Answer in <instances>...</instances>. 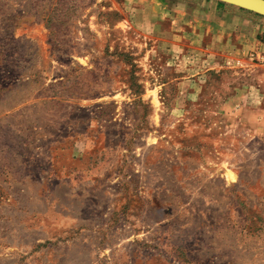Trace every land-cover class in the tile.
<instances>
[{
    "label": "rangeland",
    "instance_id": "1",
    "mask_svg": "<svg viewBox=\"0 0 264 264\" xmlns=\"http://www.w3.org/2000/svg\"><path fill=\"white\" fill-rule=\"evenodd\" d=\"M170 1L0 0V264H264V17Z\"/></svg>",
    "mask_w": 264,
    "mask_h": 264
},
{
    "label": "crops",
    "instance_id": "2",
    "mask_svg": "<svg viewBox=\"0 0 264 264\" xmlns=\"http://www.w3.org/2000/svg\"><path fill=\"white\" fill-rule=\"evenodd\" d=\"M161 1L162 3L160 4L162 5L160 6L162 7V10L164 12H159L158 14H154L155 18H153V20H154V23H156V25L155 24L154 25L155 26L160 25V27L161 26L165 27V34H168V30L170 26L174 23L173 18H172L173 14L170 12V10L172 9L170 7L171 1L170 0H161ZM193 1H196V0H193ZM205 2L206 1L204 0L203 1L198 0L197 3H195L193 9H191L192 15L194 16L195 12L201 11L202 13L200 16L201 19H198L197 21L199 23L200 22L202 23L203 21V26L207 27L205 30L207 33L211 31L216 32V33H219V32L221 33L223 32L222 30L224 29L225 30L227 29V32H229L231 27H233L232 25L236 24V21L238 20V18L235 16L236 14L231 11H229V13L222 14L221 9H220L221 7H218L219 5H217L215 2L214 3H205ZM176 16L179 17V20H181L183 24L190 25L191 22L190 21L187 22L190 18V15H188L187 17H182V18L181 16H178V15ZM182 16H183V13H182ZM260 32L264 35V27L261 28ZM217 36H215L214 39L215 41L217 40L219 44H221V40Z\"/></svg>",
    "mask_w": 264,
    "mask_h": 264
},
{
    "label": "water",
    "instance_id": "3",
    "mask_svg": "<svg viewBox=\"0 0 264 264\" xmlns=\"http://www.w3.org/2000/svg\"><path fill=\"white\" fill-rule=\"evenodd\" d=\"M264 17V0H214Z\"/></svg>",
    "mask_w": 264,
    "mask_h": 264
},
{
    "label": "built area",
    "instance_id": "4",
    "mask_svg": "<svg viewBox=\"0 0 264 264\" xmlns=\"http://www.w3.org/2000/svg\"><path fill=\"white\" fill-rule=\"evenodd\" d=\"M249 60L254 61L257 65L264 67V53L252 52L249 55Z\"/></svg>",
    "mask_w": 264,
    "mask_h": 264
},
{
    "label": "trees",
    "instance_id": "5",
    "mask_svg": "<svg viewBox=\"0 0 264 264\" xmlns=\"http://www.w3.org/2000/svg\"><path fill=\"white\" fill-rule=\"evenodd\" d=\"M217 5L221 6L223 5V3H220V2H216ZM241 10V9H240ZM258 16V15H257Z\"/></svg>",
    "mask_w": 264,
    "mask_h": 264
}]
</instances>
